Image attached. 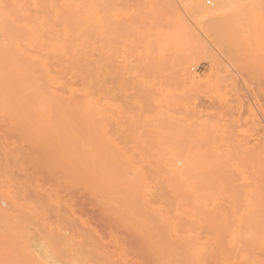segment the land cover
Here are the masks:
<instances>
[{
	"label": "rangeland",
	"instance_id": "rangeland-1",
	"mask_svg": "<svg viewBox=\"0 0 264 264\" xmlns=\"http://www.w3.org/2000/svg\"><path fill=\"white\" fill-rule=\"evenodd\" d=\"M92 12L108 65L80 73L72 101L55 82L54 98L26 97L44 63L58 76L55 41L0 22L17 83L16 103L0 97V264H264V0Z\"/></svg>",
	"mask_w": 264,
	"mask_h": 264
},
{
	"label": "bare ground",
	"instance_id": "bare-ground-1",
	"mask_svg": "<svg viewBox=\"0 0 264 264\" xmlns=\"http://www.w3.org/2000/svg\"><path fill=\"white\" fill-rule=\"evenodd\" d=\"M92 6H93V0H0V22L11 23V24L19 23V22H22V24H23V22H25L26 23V29H24V27H22L23 31L22 30L20 31V27H17L19 29V32H20L19 35H22V33H24L25 30H28V31H30L34 34H37V35H43L44 34V37L46 34L47 36H50L49 39L52 42L55 41L54 47L56 48V51H57V58L55 57L57 62H56V60H52V61L56 62V63H53V65L56 64V68L58 69V72H56V74L58 73V76L54 77L51 73V70L53 71V69L49 68L47 63L43 62L44 65L42 64L43 65L42 75H44V76H42V77H45L47 79V81L46 82L44 81V84H43L42 80L44 78L41 79V77H40L42 82H38V84H37L35 82L36 81L35 78L33 79L30 76H26V75H28L26 72V74H25L26 78L25 79L23 78V84H25L23 87L25 89L29 90V87L31 86L30 80L33 79L32 88L34 87L35 89H33V91L30 89V91H26V92H25L24 88L21 90H18V91H17V89H15L16 93L21 91L20 94L18 93L17 95L23 94L22 92H25L27 95V92H29L28 95L26 96V97H28V99L30 98L29 100H32L31 98H33L32 101L35 100V102H37V99H40V100L46 99L47 100V99H49L48 97L51 94V93L48 94V92L46 91V89L49 87L48 82H49V84L52 82H55L58 86L59 85L61 86L59 88V89H61V91L68 89V92L71 94L70 97H67V96H69L68 94H67V96H64V95H66V93L60 92V94L59 93L56 94V98L57 99L58 98H63V99L69 98V101H72L75 97V91H76L75 86H74L75 85L74 79L76 77L78 78V75H80V73H84L83 71H87V70L89 71L94 65L95 66L98 65L100 67H106L108 65V61L105 58L106 52H105V49L103 47L104 45H102V46L100 45V47L97 46V49L98 48L100 49L101 57L99 60H97L95 58L94 51L95 52H97V51H96V45L94 46V37H93L94 36V33H93L94 23H93V19H92V14H93ZM24 26H25V24H24ZM99 28H100V32L103 34L104 20L99 21ZM4 31H6V30L4 29ZM16 31L17 30H15L14 32H16ZM19 32L17 31V34ZM12 34L15 35V33H12ZM27 34H29V33L27 32ZM25 35H26V33H24V36ZM7 37H5L6 41H7ZM9 37H12L11 34L9 35ZM41 37L44 38L43 36H41ZM21 38H23V36H21L20 39ZM25 38H27V37H25ZM36 40H37V36H36ZM9 41H11V40L8 39L7 42H9ZM13 43L11 44L12 46H13ZM19 43H18V45L23 44V42L20 44ZM49 43L50 42L48 40L47 44H49ZM25 44L27 45V43H25ZM39 44H37V45H39ZM12 46H11V48H12ZM47 46L49 47V45H47ZM94 47H95V49H94ZM35 48L36 47H34L33 49H35ZM0 49H1V47H0ZM13 49H15V48H13ZM22 49L20 50V52L22 51ZM28 49L30 50V48H28ZM3 50H4V47H3ZM7 50L9 51V48H7ZM16 50H18V49L16 48ZM43 50H40V51H43ZM36 51H37V48H36ZM9 52H8V54H9ZM13 52L14 51L11 52V55ZM16 53L17 52H14V54L17 56ZM34 53H36V52H34ZM103 53L105 56L103 55ZM14 54L11 57L12 60L9 57V59L11 61H17V57ZM43 54H45V53H43ZM28 55L29 54L23 53L22 56H18V58L21 60L20 63L23 62V65H25L27 62H29V57H27ZM55 55H56V53H55ZM55 55H52V56H55ZM13 56H15V58H16L15 60H14ZM33 56H35V55H33ZM41 56H44V55H42V53H41ZM2 57H4L3 54H2ZM21 57H25V60H26V58H28L27 59L28 61L25 62L23 60L24 58L21 59ZM32 58L33 57H31V59ZM44 58H45V56H44ZM49 58L51 60V57H49ZM19 59L17 62H19ZM52 59H54V58L52 57ZM94 59L97 60L98 62L97 61L95 62ZM34 61H33L34 65H38V63L35 64ZM30 63H32L31 60H30ZM30 63H28L27 65L33 66ZM27 65H26V68H27L26 70L30 71L32 68L29 67L30 70H28ZM49 66H50V64H49ZM3 67L0 69V97L3 98L6 96L5 97L6 99L10 96L12 98L14 97L16 99V101H15V99H12V98H9V100L10 99H11V101L14 100L16 103L17 97H15L14 93H12V95L10 94V91L12 92V90L10 89V87L8 88V85L10 86L11 84H9L10 83L9 80L7 83V79L4 78V77H6L5 74L7 75V73H5V74L3 73L5 71V69ZM34 67H36V66H33V68ZM39 68H41V67L39 66ZM3 69H4V71H2ZM31 72L34 73V70H31ZM9 76H10V78L15 77V75H13V73L11 74L10 72H9ZM11 76H13V77H11ZM35 76H37V75L34 74V77ZM90 76L89 75L87 76V74H86L83 79L89 78V80H90ZM23 77H24V75H23ZM28 77H29V80H27ZM21 78L22 77H19V81ZM68 78H69V80H67ZM16 79L18 80V78H15L14 80H16ZM4 80H6L5 83L3 82ZM14 80L12 81V83H14ZM37 80L39 81V79H37ZM26 82L29 83L30 85L29 84L27 85ZM4 84L5 85L7 84L6 87H4L5 86ZM16 84L11 85L12 88H16L15 87ZM40 84H43V86ZM52 86H53V84H52ZM1 87H3V88H1ZM45 87H46V89H45ZM55 87L56 86H54L53 88H55ZM18 88H19V86H18ZM9 89H10V91H9ZM44 89H45V91H44ZM47 90L50 91L49 89H47ZM50 92H52V91H50ZM62 93H64V95H62ZM51 96H52V94L50 95V98H51ZM21 97H23V96H21ZM52 97L54 98V94ZM28 99L26 101L30 102ZM9 100L8 101L6 100L7 103L8 102L11 103V101H9ZM32 101H31V103H32ZM25 102H24V104H26ZM22 103H23V101H22ZM184 171L180 170V168H178V167L176 168L175 166L171 167V169H170L171 174L173 175V177H176V178L183 176L184 173H185L184 175H186L187 170H186V172H184ZM1 204H3V203L1 202ZM0 222H3V221H0ZM26 246L27 245H24L25 248H26ZM27 249H28V247L26 248V250ZM7 250H8V252H7ZM7 250L4 253H6L8 255V253L10 254V251H9L10 247ZM11 252L14 253L13 249ZM6 254H4V255H6ZM13 260H15V261H13ZM13 260H12L13 262L17 263L16 260H19V258L13 259ZM28 260H31V262L30 261L28 262L29 264L35 262V261H32L33 258H30ZM28 260H26L25 263H27ZM13 262H11V263L13 264ZM38 262L39 261H37V264H38ZM21 263L22 262H20V264ZM18 264H19V262H18Z\"/></svg>",
	"mask_w": 264,
	"mask_h": 264
}]
</instances>
